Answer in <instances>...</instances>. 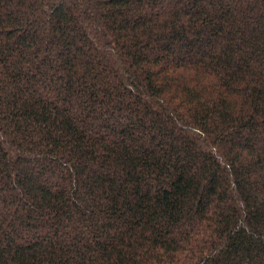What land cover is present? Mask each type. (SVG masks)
Masks as SVG:
<instances>
[{
  "label": "trees",
  "instance_id": "16d2710c",
  "mask_svg": "<svg viewBox=\"0 0 264 264\" xmlns=\"http://www.w3.org/2000/svg\"><path fill=\"white\" fill-rule=\"evenodd\" d=\"M0 264H264V0H0Z\"/></svg>",
  "mask_w": 264,
  "mask_h": 264
}]
</instances>
